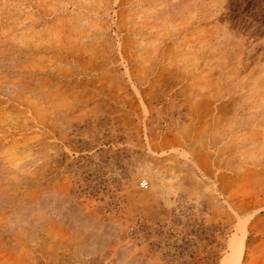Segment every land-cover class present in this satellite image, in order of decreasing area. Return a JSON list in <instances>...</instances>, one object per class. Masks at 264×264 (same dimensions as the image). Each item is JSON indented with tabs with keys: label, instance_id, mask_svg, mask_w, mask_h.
Instances as JSON below:
<instances>
[{
	"label": "rangeland",
	"instance_id": "rangeland-1",
	"mask_svg": "<svg viewBox=\"0 0 264 264\" xmlns=\"http://www.w3.org/2000/svg\"><path fill=\"white\" fill-rule=\"evenodd\" d=\"M0 264H264V0H0Z\"/></svg>",
	"mask_w": 264,
	"mask_h": 264
},
{
	"label": "bare ground",
	"instance_id": "bare-ground-1",
	"mask_svg": "<svg viewBox=\"0 0 264 264\" xmlns=\"http://www.w3.org/2000/svg\"><path fill=\"white\" fill-rule=\"evenodd\" d=\"M246 232V231H245ZM245 239H246V235L244 234L242 237H241V239H240V242H239V247H238V250H237V248H236V255L238 256V257H236V258H238V261H240L242 258H243V253H244V241H245ZM233 257V256H232ZM235 260V259H234ZM236 261V260H235Z\"/></svg>",
	"mask_w": 264,
	"mask_h": 264
},
{
	"label": "built area",
	"instance_id": "built-area-1",
	"mask_svg": "<svg viewBox=\"0 0 264 264\" xmlns=\"http://www.w3.org/2000/svg\"><path fill=\"white\" fill-rule=\"evenodd\" d=\"M142 187H143L144 189H147V188L149 187V182H147V181L143 182V183H142Z\"/></svg>",
	"mask_w": 264,
	"mask_h": 264
}]
</instances>
